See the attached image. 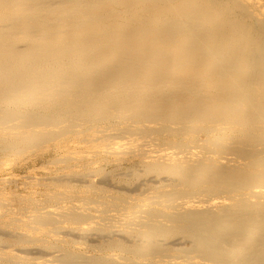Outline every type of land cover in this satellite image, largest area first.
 Masks as SVG:
<instances>
[{"label": "bare ground", "instance_id": "6f19581e", "mask_svg": "<svg viewBox=\"0 0 264 264\" xmlns=\"http://www.w3.org/2000/svg\"><path fill=\"white\" fill-rule=\"evenodd\" d=\"M29 156L0 264H264V2L0 0V168Z\"/></svg>", "mask_w": 264, "mask_h": 264}, {"label": "rangeland", "instance_id": "374dc122", "mask_svg": "<svg viewBox=\"0 0 264 264\" xmlns=\"http://www.w3.org/2000/svg\"><path fill=\"white\" fill-rule=\"evenodd\" d=\"M262 2H264V0H262ZM30 158H28V159H26V161L24 160V161H22V162H20V161H17V162H14V164L13 165H11L10 167H6V166H3L2 168H0V182H2V180H4V179H1V178H3V177H6L7 179H5V181H3L2 183H0V191H3V189H4V191L7 193H10V195H11V193L13 194H15V197H14V194H13V196H10L9 195V200H10V203H14V204H17V203H19V200H20V198L21 197H24V199L22 198V200H28V199H30V198H40L41 197V194H40V191L42 190V191H44V186H40L41 188L39 189V187H37L36 186V184L35 183H33V182H35L34 180H41V179H44V177L45 178H47V177H50L52 174H53V172H54V170L55 169H57V167L56 166H53V165H55V164H53V165H51L50 164V166L47 164L48 162H49V158H50V156L49 157H45V159H43V161H41V160H36V162L37 163H35V165H34V167H32L33 166V164H31L32 162L31 161H34V160H32V158H31V156H29ZM48 158V159H47ZM48 160V161H47ZM47 163H46V162ZM24 162V163H23ZM28 162H29V164H28ZM44 162V163H43ZM23 163V164H22ZM27 163V164H26ZM18 164H20V166L18 165ZM46 164V165H45ZM15 165V166H14ZM24 168H23V167ZM27 166V167H26ZM45 166H49L48 168L47 167H45ZM52 166V167H51ZM29 167H32L31 169H30V173H29ZM43 167H44V169H45V171L43 170ZM34 168V169H33ZM37 168V169H36ZM39 168H41V169H39ZM13 169V170H12ZM28 169V170H27ZM108 169H111V167L110 166H108ZM32 170H34L33 172L35 173H33V172H31ZM38 170V171H37ZM42 170V171H41ZM46 170H48V171H46ZM2 171V172H1ZM6 171V172H5ZM7 171H9V172H7ZM11 171V172H10ZM47 172V173H46ZM42 173V174H41ZM49 173V174H48ZM50 173H51V175H50ZM48 174V175H47ZM13 175V176H12ZM41 175H44V176H42L41 177ZM22 176V177H21ZM24 176V177H23ZM29 176V177H28ZM13 177V178H12ZM17 177V178H16ZM26 177V178H25ZM33 177V178H32ZM40 177V178H39ZM23 178V179H22ZM15 179V180H14ZM29 179V181H28V183H27V180ZM11 180V181H10ZM31 180H33V181H31ZM9 181V182H8ZM31 181V182H30ZM3 183H5V184H3ZM8 183V184H7ZM9 183H10V186H9ZM17 183V184H16ZM27 183V184H26ZM31 183V184H30ZM12 184V185H11ZM2 185H3V187H2ZM8 185V186H7ZM4 186H5V188H4ZM18 186V187H17ZM36 187V188H34V187ZM2 187V188H1ZM30 187V188H29ZM16 190H17V192H16ZM3 191V192H4ZM19 191V192H18ZM20 191H21V193H20ZM23 192V193H22ZM34 192V193H33ZM18 195H17V194ZM29 193H30V195L31 196H29ZM33 194V196H32V194ZM38 196H37V195ZM17 195V196H16ZM18 196H21V197H18ZM28 197V198H27ZM17 198H19V200L17 199ZM18 200V201H17Z\"/></svg>", "mask_w": 264, "mask_h": 264}]
</instances>
